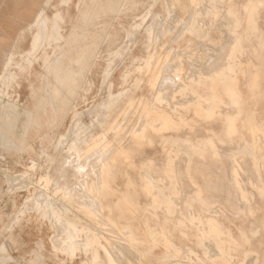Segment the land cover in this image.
Returning <instances> with one entry per match:
<instances>
[{"label": "rangeland", "instance_id": "1", "mask_svg": "<svg viewBox=\"0 0 264 264\" xmlns=\"http://www.w3.org/2000/svg\"><path fill=\"white\" fill-rule=\"evenodd\" d=\"M48 1L37 0V9L39 10V8L45 6L50 17L57 10H60L65 19L62 22L64 34H68L71 24L78 21L81 13L80 7H91V12L96 17L93 21L94 27L91 28V36L87 37V40L89 44H93L96 48L95 56L92 60V66L84 71L81 78L82 83L75 97L76 108L80 111L81 116L73 118V111L70 110L64 115H57L53 122L52 116L47 114L43 118L45 123L43 127L36 128L31 126L25 131L26 115L24 112H28L30 115L34 113L36 110L34 108L36 99L41 96L38 91L44 88L43 86L47 79V70L43 66L42 60L45 49H39L32 59L30 68L22 72L18 64L21 63L25 67H29V63L24 61V58L32 49L37 28L27 30L26 27L29 22L19 18L21 14L24 15L23 12L14 10L0 11V125L2 124L0 129L4 127L2 118L4 107H8L10 103L17 104L18 110L22 113L15 123L14 133H12L17 139L16 137L14 139L11 136L12 134L7 136L4 131L0 130L3 133H0V136L2 134L0 139V264H82L80 254L76 257H71L57 249L60 246H56V244H60L65 239L62 238L63 235L66 237L63 221L69 217L72 221L78 222L79 225L84 224L96 227L101 234V239L103 238L102 240L107 242L108 248L114 249L111 250L112 253L118 247V252L114 253L119 254L113 253L116 259L119 257L116 260L117 264H225L227 261L226 264H247L249 260L250 263L248 264H254L255 262L263 264L264 55L261 54H264V0L259 5L256 3L259 0H253L255 6L249 0H213L214 2L212 0H200L197 2L198 4L192 2L195 0H89L88 5L83 1L80 2V0H69L68 2L51 0L49 5L47 4ZM204 1H207L209 7L206 6L207 3L205 4ZM2 2L3 0H1L0 8L13 7L12 5L4 4V2L2 4ZM231 5H234V11L230 13L235 12L245 18L241 27L243 35H251L246 37L251 38L250 42H245L244 44L248 50L244 48L242 54H239L241 57L238 56L236 59L238 61L240 59L239 63L241 65L237 76L240 81L239 88L242 91L243 103L240 105V109L232 103L226 106L224 104L218 108L222 112L221 116L207 117L204 107L210 105L208 99H200L201 105H199V100L198 104L191 103L185 106L179 104L190 101L189 98L191 97H187V95L198 96L206 94V96H209L211 80L207 81L205 86H200L199 88L196 86L197 83L187 89L184 87L176 89V86H168L174 83L173 81L178 77V73H182V76H180L183 80L188 82L193 79L194 81L196 78L193 72L195 69L194 65L199 64L196 59H199V61L207 59L206 62L210 59L211 61L208 62V65L211 63L210 66H212L215 58L219 57L220 53L222 54L220 58H225L224 56L228 53L223 51L224 53L219 52L218 54L217 50L221 49L222 46L229 48L232 43L233 34L228 27L227 23L229 22L226 20L229 16L227 12H229ZM247 5L249 10L246 9L245 11ZM202 8H207L205 9L207 13ZM199 11L201 12L199 13ZM241 11L243 12L242 14ZM251 11L254 12V15L249 19L248 13ZM189 13H194L197 18H200L197 20V24L201 25L203 34L202 32L200 33L201 35L190 33L189 25L191 21ZM172 16L177 18H172ZM174 19L175 21H173ZM225 20L227 23H225ZM157 21L159 24H157ZM42 22L46 23L44 20ZM212 22L216 25L213 26V31L210 32L213 25ZM254 22L257 26L256 32L253 31ZM152 24H156V31H158L157 27L160 25H165V29L160 27L162 28L160 30L158 27L159 32H156ZM186 24H188L186 28L183 27ZM224 24L226 25L225 31L222 30V28L224 29ZM169 25H171V28ZM21 31L24 32L21 33ZM160 31L163 32L160 33ZM177 32L179 36H175ZM208 32L211 34L209 35ZM224 32L228 33H225V37ZM254 33L256 34L254 35ZM161 34L164 35L160 36ZM207 34L213 43L204 38ZM154 36L155 39L153 38ZM174 36L177 38L175 39ZM215 42L217 43L215 45L217 49L215 47L212 48ZM198 44L199 47L201 46L200 48ZM194 47H197L198 50ZM50 50V47L47 48V51ZM189 50L192 52L190 53ZM10 51H18L15 54V62L7 70L8 73L17 74V79L3 82L1 76L7 75L5 74L4 65ZM211 51L213 52L211 53ZM175 54L178 56H175L177 60H174ZM185 57L189 59L186 60ZM160 62L162 63L161 65ZM172 66L174 67L172 68ZM169 68L173 69V71ZM180 69L182 70L179 71ZM174 70L177 71L174 72ZM171 71L172 73L169 74L170 79L168 73ZM189 73L191 74L190 76ZM166 79L169 83L163 86L162 80ZM175 89L176 91H173ZM215 89L225 101L231 102L232 97L226 91L223 83L215 85ZM166 90H168L169 95ZM110 94H113L111 106L105 109L100 108L99 105L109 100ZM157 95L166 96L163 104L157 105L155 103ZM170 96L172 99H168ZM168 100H171L170 103L177 102L181 109V112L172 114L175 120L174 124L164 127L160 120L153 121L155 125L147 123L150 122L147 118L149 117L148 111L151 106L156 107L157 105L156 108L160 110H162L161 106H163L169 110ZM47 110L50 111L49 106ZM90 110L92 113L89 114ZM238 111H240V114L234 122L238 130L228 135L229 122L226 119V114L235 115ZM138 114L139 116L141 115V119ZM76 119H80V122L85 125L80 124L75 127L78 122ZM153 126H156L155 129ZM89 128L92 132H90ZM255 130H258L257 132L263 135L260 141L261 145L250 149L249 146L253 145L251 137L254 136ZM77 134L80 140L88 136V142L97 141L96 146L98 144L99 151L105 145L106 140L113 141L115 144L116 141L114 139L117 136L124 138L121 149L124 152H118L120 149L117 148L121 147L115 148L112 145L108 154L110 157L106 158V162L109 161V166H106L108 168L106 177L104 176L106 179L104 183L106 181V184L101 190V206L104 212L98 213L100 217L97 214H91L92 212L89 211V207L86 205L80 204L83 201L81 200L83 197L81 192L80 195L78 194L79 196H75V194L79 193L75 191L78 180L75 181L72 173H75L76 170L75 158L78 161L81 156H78L80 155L79 152L68 147L77 137ZM3 135L6 137H3ZM60 135H64V139L61 142L64 141L65 145L60 142L61 145H58V148L56 142L58 144ZM22 136L24 140L21 142L19 138H22ZM103 136L107 138L102 140V142L104 141L102 144L96 138ZM7 137H9V140L5 142ZM10 138L12 139L10 140ZM9 141L14 142L10 143ZM88 144H81V151L83 149V151H91L95 148L93 146L89 147ZM98 150L95 149L96 153L95 151L93 152L94 154L91 153L94 158L90 153L84 154L85 156L90 154L92 157L88 159L90 164L87 162L86 167H88V164L90 167H88L89 169L86 168V171H90L96 165L99 167L96 162L101 151L99 152ZM69 153L70 155H67ZM65 160H70L72 165L67 162L68 165L65 166ZM80 162L84 163V161ZM94 162L96 165H94ZM50 175L51 177H56L53 179ZM73 181H75V184ZM63 182L65 183L63 184ZM65 184H71L72 187L68 185V188ZM230 191L231 193H229ZM71 192L74 197H71ZM36 194L41 195H37V197ZM43 196L45 199L38 201L41 197L44 198ZM69 197L71 200H68ZM85 200V203L90 206L91 203L89 201L91 199ZM43 204L48 205L46 207ZM190 208L198 211L204 217H206V213L209 214L206 209L215 210L213 212L214 215H217L216 218L226 230L223 237L227 239L229 234L234 237V241L230 243L228 250L226 248L225 256L221 257L213 244L209 247L210 251L208 253H206L204 246L199 245V230L197 226H194L192 222L188 221V218H185L188 217ZM59 217L62 219L64 217V219L60 221ZM182 217L187 219V226L183 231L180 229L181 226L178 220ZM99 219L102 221L97 224L96 222ZM56 224L59 228H57ZM56 229H59V232ZM61 230H63L62 233ZM125 230L134 232L139 239L137 245L123 244L126 242L123 240L129 237L124 234ZM102 231L111 233V235ZM116 231L119 232L117 233ZM151 231L155 233L152 235L150 234ZM59 233H61V236ZM117 234L121 236L122 240ZM114 240L120 241L122 245H119ZM168 240L173 241L177 245H182L183 249L180 252L169 249L166 242ZM125 246L130 247L125 250ZM128 249L133 252H129ZM123 251L128 258L133 253L132 255L136 257L138 255V259L134 258V256H132V259L131 257L129 259L126 257L125 259ZM103 253L104 251L101 249V254ZM136 253L138 254L136 255ZM167 253L171 255L166 258ZM210 254L214 255L210 256ZM119 255L124 258L122 257L121 259ZM252 257L253 260L250 259ZM102 264L108 263L102 261Z\"/></svg>", "mask_w": 264, "mask_h": 264}, {"label": "bare ground", "instance_id": "2", "mask_svg": "<svg viewBox=\"0 0 264 264\" xmlns=\"http://www.w3.org/2000/svg\"><path fill=\"white\" fill-rule=\"evenodd\" d=\"M65 2H68L69 0H64ZM84 2L85 4L88 5L89 3V0H80V2ZM200 0L198 1H192V2H199ZM213 1V0H212ZM217 1V0H215ZM229 1V0H228ZM227 1V2H228ZM189 2V1H188ZM205 2V1H204ZM214 2V1H213ZM249 2H251V4H253V0H249ZM262 0H259L257 1L256 3L259 5V3H261ZM51 3V0L48 1V5ZM207 3V1L205 2V4ZM190 4V3H189ZM198 4V3H197ZM195 4V5H197ZM204 4V3H202ZM204 4V5H205ZM209 4H211L209 2ZM232 4V3H231ZM199 5L201 6V4L199 3ZM203 5V6H204ZM255 6V4H253ZM47 6V5H46ZM77 6V5H76ZM81 6V5H80ZM190 6V5H189ZM208 3H207V5ZM204 6V7H206ZM211 6V5H210ZM213 6V4H212ZM220 6V5H218ZM222 6V5H221ZM238 6V5H237ZM191 7V6H190ZM194 7V6H193ZM197 6H195L196 8ZM202 7V6H201ZM240 7V5H239ZM247 7H249L248 5L245 7V11L247 9ZM91 7L89 6H85V7H80V16L78 18V21L74 22L73 24H71V28L69 29V32L68 34H64L63 32V26H62V22L65 20L64 19V16L62 15L61 11L60 10H57L55 12V14L50 17L48 14H47V9L46 7H41L39 8L38 12L36 13L35 17L32 19V21H29L28 25H27V30H30V29H33V28H37V31L35 33V37H34V40H33V46H32V49L30 52L27 53V55L25 56L24 58V61L28 62L29 63V67H25L24 65H22L21 63L18 64L20 67H21V70L22 72H25L27 70V68L29 69L31 64H32V59L35 57L36 53L39 51V49L41 48H44V55L42 56V60H43V66L46 68L47 72H46V83L45 85L43 86L44 88L43 89H39V93L41 94V96L36 99L37 101L35 102L34 104V108H36V110L34 111L33 114H29L28 112H24V114L26 115V121H25V125H24V130L26 131V129L28 130L31 126H35L36 128H41L44 126V122H43V118L45 117V115H50L52 116L53 118V122H54V119L57 118V115L59 114H66L68 111H73V118H76L77 116L80 115V111H78V109L76 108L77 107V104H76V101H75V97L77 96L78 94V89L80 87V84L82 83V76L84 74V71L86 69H88V67H91L92 64H93V58L95 56V50L96 48L94 47L93 44H89L88 43V38L89 36H91V28L94 27V15L93 13L91 12ZM225 8V7H224ZM253 8V7H252ZM262 8V7H261ZM175 9V8H174ZM198 9V8H196ZM204 9V8H202ZM207 9V8H205ZM204 9V10H205ZM209 9V8H208ZM222 9V7H221ZM168 10V8H167ZM172 10V9H171ZM191 10V9H190ZM203 10V11H204ZM238 10V9H237ZM249 10V9H247ZM194 11V10H193ZM202 11V12H203ZM214 11V10H212ZM234 11V5H231V7L229 8V12H227V15H231V17H227V23L226 20H225V23L228 24V27L230 28V31L232 32L233 34V38H232V43L229 45V48L225 47V46H222L221 49L217 50L218 51V54L219 52H227L228 54L226 56H224L225 58H220L222 56V54L220 53L219 54V57L215 58V61L213 62L212 66H210V64L208 65V62L211 61L210 59L206 62V60L204 61H199V59H196L198 60L199 64L197 61H195L196 64L198 65H194L195 66V69H194V75H195V80L193 81V79H190L188 82L186 80H183L181 78V74L178 73L177 74V78L176 80L174 78V83L171 84V86H168V87H177L176 89L179 88H182L184 87L185 89L189 88L191 85L194 86L195 83H197L196 86H198V88L200 86H205L207 81L211 80V87H210V94L209 96H206V94H202V95H193V96H189L187 95V97H191L189 98L190 101H187L186 103H180L179 105H190L191 103L193 104H196L199 100V105L200 104V99L202 98H205V99H208L209 102H210V105H208L207 107H204V110L206 111V115L207 117H212V116H221L222 115V112L221 110H219L218 108L223 106L225 104V106L227 104H234V106L236 105L239 109H240V105L243 103V98H242V91L241 89L239 88V79H238V76H237V73L238 71L240 70V59L239 61L236 60L237 57L239 56V54H242V52L244 51V44L245 42H250L251 38H246V37H250L249 35H243V31H241V27H242V24H243V20H245L244 17L242 16H239L238 14H236L235 12L233 13H230ZM170 12V11H168ZM198 12V11H197ZM201 11H199L200 13ZM206 12V10H205ZM217 12V11H216ZM240 12V11H239ZM260 12V11H259ZM165 13V12H164ZM207 13V12H206ZM205 13V14H206ZM243 12L241 11V14ZM158 14V13H157ZM190 14V16H189ZM188 16L190 17V25H189V29L190 30V33L192 34L193 33H196V34H200L203 30L201 29V25L199 26L197 24V20H199L200 18H197V16L194 15V13H189ZM196 14V13H195ZM221 14V13H220ZM249 14V19L253 17L254 15V12H250L248 13ZM261 14V13H260ZM223 15V14H222ZM226 15V14H225ZM244 15V14H243ZM220 16V15H219ZM166 17V16H165ZM171 17V16H170ZM259 17V16H258ZM163 18H164V15H163ZM172 18H177V17H173ZM179 18V17H178ZM81 19V20H80ZM157 19V18H156ZM159 19V18H158ZM189 19V18H188ZM186 19V20H188ZM221 19V18H219ZM225 19V18H224ZM42 20L46 21V23L42 22ZM155 20V18H154ZM163 20V19H162ZM161 20V21H162ZM177 20V19H176ZM182 20V19H181ZM247 20V19H246ZM160 21V20H158ZM157 21V22H158ZM164 21V20H163ZM172 21V20H171ZM175 21V19L173 20ZM179 21V20H177ZM221 21V20H220ZM223 21V20H222ZM155 22V23H157ZM189 22V20H188ZM200 23V21H198ZM210 22V21H209ZM224 22V21H223ZM222 22V23H223ZM153 23V22H152ZM167 23V22H166ZM181 23V22H180ZM183 23V22H182ZM213 23V22H212ZM211 23V24H212ZM150 24V23H149ZM159 24V22L157 23ZM161 24V22H160ZM163 24H165L163 22ZM185 24V22H184ZM189 24V23H188ZM186 24L185 27L188 25ZM220 24V23H218ZM247 24V23H246ZM253 24V23H252ZM250 24V25H252ZM154 25V28H155V25L156 24H152ZM183 25V24H181ZM216 25L213 23V25L211 26V31H213V26ZM223 25V24H222ZM165 26V25H164ZM164 26H158L159 28L160 27H163L165 29ZM170 28H171V25H169ZM173 26H174V23H173ZM203 26V25H202ZM220 26V25H219ZM225 24H224V29L222 28V30L225 31ZM157 27V26H156ZM157 27V30L156 31V28H155V31L156 32H159V28ZM167 27V25H166ZM249 27V26H248ZM173 28V27H172ZM251 28V27H250ZM145 29V28H144ZM162 28H160L161 30ZM175 29H177L175 27ZM180 29V27H179ZM210 29V28H209ZM221 29V28H219ZM228 29V28H227ZM253 31L256 32L257 31V26H256V23L254 22V25H253ZM24 30V29H22ZM154 30V29H153ZM187 30V29H186ZM246 30V28H245ZM25 31V30H24ZM24 31H21V33H23ZM178 31V30H177ZM163 32V31H160V33ZM165 32V30H164ZM181 32V31H179ZM210 32L209 35L211 34ZM246 32V31H245ZM155 33V32H154ZM225 33L227 32H224V37H225ZM249 33V32H247ZM251 33V32H250ZM157 34V33H156ZM178 34V32H177ZM175 34V36H179V34L177 35ZM185 34V33H184ZM203 34V32H202ZM220 34V32H219ZM222 34V33H221ZM228 34V33H227ZM230 34V32H229ZM256 33H254L255 35ZM164 34H161L160 36H162ZM195 35V34H193ZM201 35V34H200ZM208 34L204 37L206 38L207 40H210L211 38H209ZM174 36V37H175ZM227 36V35H226ZM231 36V34H230ZM260 36V35H259ZM198 37V36H197ZM155 39V36L153 37ZM177 37H175L176 39ZM196 38V37H194ZM199 38V37H198ZM203 38V37H202ZM257 38V37H256ZM263 38V36H262ZM205 39V40H206ZM219 39V38H218ZM217 39V40H218ZM223 39V38H221ZM258 39V38H257ZM160 40V39H159ZM174 40V39H173ZM199 41V39H197ZM213 40V39H212ZM216 40V42H218ZM225 40V39H224ZM227 40V38H226ZM230 40V39H228ZM201 41V40H200ZM211 41V40H210ZM222 41V40H221ZM174 42V41H173ZM172 42V43H173ZM213 43V41H211ZM214 44V46L212 48H216V43ZM227 42V41H226ZM264 42V41H263ZM159 43V42H158ZM157 43V44H158ZM199 43V42H198ZM201 43V42H200ZM210 43V42H209ZM221 43V42H219ZM197 44V43H196ZM195 44V46H196ZM204 44V43H203ZM208 44V43H207ZM223 44H224V41H223ZM228 44V43H227ZM162 45V44H161ZM206 45V43H205ZM204 45V46H205ZM211 45V44H210ZM247 45V44H246ZM255 45V44H254ZM203 46V45H202ZM219 46V45H218ZM217 46V47H218ZM221 46V45H220ZM249 46V45H248ZM51 48L50 51H47V48ZM198 47H199V44H198ZM201 47V46H200ZM199 47V48H200ZM210 47V46H209ZM247 47V46H246ZM251 47V46H249ZM264 47V46H263ZM158 48V47H157ZM169 48V47H168ZM195 48V47H194ZM220 48V47H219ZM196 50L197 47L195 48ZM217 49V48H216ZM248 50V48H245ZM192 50V49H191ZM200 50V49H199ZM209 50V49H208ZM170 51V50H169ZM172 51V50H171ZM190 51V50H189ZM203 51H204V48H203ZM250 51V50H249ZM257 51V50H256ZM152 52V51H151ZM192 51H190L191 53ZM208 52V51H207ZM213 51H211L212 53ZM223 52V53H224ZM18 53V51H10L8 56H7V60H6V63L4 65V70H8L10 65L13 64L15 62V54ZM181 53V52H180ZM187 53V52H186ZM194 53V51H193ZM197 53V52H196ZM204 53V52H203ZM250 53V52H249ZM54 54V55H53ZM182 54V53H181ZM179 54V55H181ZM207 54V53H206ZM205 54V55H206ZM210 54V53H209ZM253 54V53H252ZM257 54V53H256ZM171 55H173L171 53ZM184 55V54H183ZM208 55V54H207ZM221 55V56H220ZM224 55V54H223ZM261 55H264V54H261ZM175 56H177V54L174 55V58ZM188 56V55H187ZM210 56H212L210 54ZM209 56V57H210ZM217 56V55H216ZM172 57V56H171ZM178 57V56H177ZM183 57V56H182ZM207 57V56H206ZM241 57V56H239ZM247 57V56H246ZM262 57V56H261ZM21 58V57H20ZM173 58V57H172ZM170 58V59H172ZM184 58V57H183ZM186 58V57H185ZM192 58V57H191ZM190 58V59H191ZM200 58V57H199ZM202 58V57H201ZM204 58V57H203ZM208 58V57H207ZM248 58V57H247ZM252 58V57H251ZM258 58V57H257ZM169 59V60H170ZM189 59V58H186V60ZM37 60V58H36ZM162 60V59H161ZM174 60H177L176 58ZM185 60V61H186ZM193 60V59H192ZM258 60V59H257ZM262 61V60H261ZM171 62V61H170ZM172 62H174L172 60ZM179 63V61H178ZM189 63V62H188ZM256 63V62H255ZM162 63L160 62V65ZM175 64V63H174ZM173 64V65H174ZM181 64V63H180ZM191 64V63H190ZM159 65V66H160ZM166 65V64H165ZM172 65V63H171ZM247 65V64H246ZM261 65V64H260ZM259 65V67H260ZM177 63H176V67H177ZM252 66V64H251ZM164 67V66H163ZM174 66H172L173 68ZM175 67V68H176ZM253 67V66H252ZM165 68V67H164ZM163 68V69H164ZM186 68V67H185ZM190 68V67H189ZM160 69V68H159ZM170 69V68H169ZM178 69V68H177ZM31 70V69H30ZM173 71V69H170ZM182 69H180L179 71H181ZM190 70V69H189ZM251 70V69H250ZM5 71V74L7 75H3L1 76V79L3 80V82H6V80H16L17 79V74L15 73H11L7 71L6 73ZM164 71V70H162ZM169 72L168 75L170 73ZM177 71V70H176ZM174 70V72H176ZM191 71V70H190ZM189 71V72H190ZM18 72V71H17ZM192 72V73H193ZM158 73V72H157ZM163 73V72H162ZM253 73V71H252ZM160 74V73H159ZM167 74V73H166ZM165 74V75H166ZM176 74V73H175ZM174 74V75H175ZM198 74V75H196ZM181 75V76H180ZM188 75V74H187ZM191 74L189 73V76ZM242 75V73H241ZM158 76V75H157ZM156 77V75H155ZM164 77V76H163ZM162 77V78H163ZM168 77V76H167ZM170 77V75H169ZM158 78V77H157ZM191 78V77H190ZM171 79V77H170ZM154 81L156 82V80L154 79ZM160 82H161V79H160ZM164 82V83H163ZM172 82V81H171ZM253 82V81H252ZM159 83V82H158ZM166 83H169V81L166 79V80H162V85L164 86L167 85ZM220 83H223L225 85V89L226 91L229 92V94L231 95L232 99H231V102H228V101H225L223 99V97L219 94V92L215 89V85L217 84H220ZM2 84V83H1ZM8 84V83H7ZM147 84V83H146ZM161 84V83H159ZM214 85V86H213ZM1 86V85H0ZM159 86V85H157ZM223 86V85H222ZM221 86V87H222ZM160 87V86H159ZM158 87V88H159ZM166 87V86H165ZM163 87V88H165ZM167 88V87H166ZM168 89V88H167ZM173 90V91H176ZM257 89V88H256ZM47 90V91H46ZM159 90V89H158ZM165 90V89H164ZM169 90V89H168ZM168 90H166L168 92ZM191 90V89H190ZM223 90V89H222ZM117 91V90H116ZM115 91V92H116ZM186 91V90H185ZM118 92V91H117ZM158 92V91H157ZM164 92V91H162ZM171 92V91H170ZM224 92V91H223ZM222 92V93H223ZM114 93V92H113ZM174 93V92H173ZM115 94V93H114ZM120 94V93H119ZM156 94V93H155ZM166 94V93H164ZM191 94V93H189ZM195 94V93H194ZM226 94V93H224ZM163 95V94H162ZM162 95H157L156 97V104L159 105V104H163V100L166 96H162ZM168 95H169V92H168ZM171 95V94H170ZM256 95V94H255ZM173 96V95H171ZM170 96V98L168 99H172ZM140 97V96H139ZM154 97V96H153ZM185 97V96H184ZM115 98V97H114ZM183 98V97H182ZM187 99V100H189ZM184 100H186L184 98ZM105 101V100H104ZM180 101V100H179ZM113 102V94H110L109 95V100L108 101H105L103 104L99 105L100 108H109L111 106V103ZM171 100H168L167 101V105L170 107L169 110H167L166 108H164L163 106L162 107V110H160L159 108H156V107H152L149 109L148 113H149V117L147 118L148 121L150 122H147V123H150V124H153V121L155 120H160V123L166 127V126H169V124H174L175 120L173 118V115L172 114H175V113H179L181 112V109L179 108L178 106V103L174 102V103H170ZM185 102V101H184ZM100 103V102H99ZM207 103V102H206ZM198 104V103H197ZM154 105V106H155ZM166 105V106H167ZM50 107V111L47 110V107ZM205 106V105H204ZM194 109V108H193ZM101 110V109H99ZM238 110V109H237ZM2 111V110H1ZM91 111V110H90ZM102 111V110H101ZM194 111V110H193ZM95 112V111H93ZM92 113L89 112V114ZM196 113V111H195ZM225 113V112H224ZM22 113L18 110V105L17 104H13V103H10L8 105V107H4V111L2 112V118L4 120V127L3 129H0L2 131H4V134H6L7 136H9L10 134L14 133V129H15V123L17 121V119L20 117ZM94 114V113H93ZM131 114V113H130ZM144 114V113H143ZM146 114V112H145ZM240 114V111H238L235 115H230V114H226V119L228 120L229 124H228V128H227V133L228 135H231L232 133H235L237 132V128L235 127V120L236 118L238 117V115ZM83 115V113H82ZM142 115V113H141ZM140 115V116H141ZM81 116V115H80ZM90 116V115H89ZM99 116V115H98ZM139 116V114H138ZM139 116V117H140ZM148 116V114H147ZM102 117V116H101ZM144 117V116H143ZM249 117V116H248ZM91 118V117H90ZM126 118V117H125ZM179 118V117H178ZM246 118V117H245ZM102 119V118H101ZM100 119V120H101ZM136 119V118H135ZM141 119V117H140ZM180 119V118H179ZM77 123L75 125L78 126L80 124H83L85 125L83 122H80V119H76ZM125 120V119H124ZM143 120V119H142ZM206 120V119H205ZM140 121V120H139ZM138 121V122H139ZM180 121V120H179ZM96 122V121H95ZM99 122V121H98ZM137 122V121H135ZM146 122V121H145ZM144 122V123H145ZM156 122V121H155ZM124 123V122H123ZM133 123V122H132ZM141 123V122H140ZM74 124V123H73ZM96 124V123H95ZM135 124V123H133ZM143 124V123H142ZM99 125V123H98ZM145 125V124H144ZM2 126V124L0 125ZM123 126V125H121ZM142 126V125H141ZM148 126V125H147ZM248 126V124H247ZM156 126H153V128L155 129ZM158 127V126H157ZM249 127V126H248ZM2 128V127H1ZM137 128V127H136ZM139 128V126H138ZM177 128V127H176ZM190 128V127H189ZM255 128V127H254ZM93 129V128H92ZM141 129V128H140ZM71 130V129H69ZM90 130V128H89ZM259 130V129H258ZM258 130H255V132L253 133L254 136L251 137L253 139V145H250L249 148L250 149H254L256 147H258L259 145H261V138L263 137V135L259 132H257ZM73 132V131H72ZM89 132V131H88ZM90 132H92L90 130ZM114 132V131H113ZM207 132V131H206ZM2 133V132H0ZM70 133V131H69ZM77 133V132H75ZM3 134V133H2ZM1 134V136H2ZM58 134V133H57ZM74 134V133H73ZM214 134V133H213ZM88 135V134H87ZM105 135V134H104ZM1 136H0V139H1ZM12 137H14V135L12 134L11 135ZM24 136V135H23ZM19 138V140H24V138ZM76 136V135H75ZM81 136V135H80ZM90 136V135H89ZM215 136V135H214ZM252 136V134H251ZM3 137H6L3 135ZM16 137V136H15ZM14 137V139H15ZM88 137V136H87ZM87 137H84V139H79V136L77 134V137L73 140V142L70 144V146L68 148H70L71 150H75L77 152L80 153V155L78 156H81V158L79 157V160L77 161V159L75 158V173H72V175H74V179L75 181H77V186L75 187V191L77 194H75V196H79L80 195V192L81 194L83 195L82 199L83 201H81L82 203L80 204H83V205H86L87 207H89V211H91L92 213L91 214H97L99 212H104L103 211V208L101 206V190H102V187H104V185L106 184V181L104 183V180H106L104 178V176L106 177V172L108 171V168H106V166H109V161L106 162V158L109 156V151H110V147L113 145V147L115 146L116 147H121V148H117V149H120V151L118 152H124V150H121L122 149V146H123V141H124V138L122 137H116L114 140L116 141V143L114 144L113 141H110V140H106L105 142V145H103L101 147V152L98 150L99 147H98V144L96 146V142L97 141H91V142H88V138ZM95 137V136H93ZM92 137V138H93ZM104 138H107V137H98L96 138L99 139V141H101V143L103 144L104 141L102 142V140ZM231 139H233L232 136H230ZM12 138H10L11 140ZM17 139V137H16ZM64 139V135H60L59 136V142L57 144L56 142V146L58 147V145H61L60 142ZM251 139V140H252ZM5 142H7V140H9V137H7V139L5 138ZM68 140V139H67ZM17 141V140H16ZM10 143L14 142V141H9ZM264 142V141H263ZM19 143V142H18ZM65 145L64 141L61 142ZM70 143V141H69ZM84 143H89V147L93 146L95 148H91L92 150L90 151H81V144H84ZM53 144V143H52ZM199 144V143H198ZM52 147V146H51ZM88 147V148H89ZM177 147V146H176ZM59 148V147H58ZM95 149H97L100 153V156L98 155V161L96 163H98L99 167L95 164L94 162V165H96V167L90 169V171H86L88 167H90V162H88V159H90L91 155L92 157L94 158L93 156V152L95 151ZM114 149V148H113ZM112 149V150H113ZM258 149V148H257ZM65 150V149H64ZM46 151V150H45ZM67 151V150H66ZM74 151V152H75ZM117 152V153H118ZM255 152V151H254ZM71 153V152H70ZM67 154V155H70ZM76 153V152H75ZM87 153H93V154H88L87 156H85L84 154H87ZM96 153V151H95ZM111 153V152H110ZM249 153V152H248ZM72 154V153H71ZM261 154V153H260ZM40 155V154H39ZM90 155V156H89ZM96 155V154H95ZM83 156V157H82ZM89 156V157H88ZM112 156V155H111ZM72 157V156H71ZM74 157V156H73ZM77 157V156H76ZM91 157V158H92ZM110 157V156H109ZM69 159V158H68ZM72 159V158H71ZM84 159V160H83ZM87 159V160H86ZM95 159L97 160L96 156H95ZM263 159V158H262ZM30 160V159H29ZM95 160V161H96ZM110 160V159H109ZM125 160V159H124ZM80 161H84V163L82 164ZM67 162H70L71 165H72V162L69 160H65L64 163H66L65 166H67ZM87 162L89 163L88 164V167H86L87 165ZM69 163V165H70ZM184 163V162H183ZM262 163V162H261ZM36 164V163H35ZM93 164V163H92ZM262 165V164H261ZM35 166V165H34ZM59 167V166H58ZM177 168V167H176ZM65 169V168H64ZM73 169V168H71ZM89 169V168H88ZM68 170V169H67ZM74 170V169H73ZM60 172H63V171H60ZM68 172V171H67ZM163 172V170H162ZM257 172V171H256ZM65 173V172H64ZM77 173V175H76ZM32 175V174H31ZM39 175V174H38ZM59 175V174H58ZM62 175V174H61ZM71 176V174H69ZM188 175V174H187ZM27 176V175H26ZM29 176V175H28ZM34 176V174H33ZM33 176H31L33 178ZM43 177V176H42ZM51 177V175H50ZM56 177V176H54ZM54 177L52 176L51 178L54 179ZM61 177V176H60ZM63 177V176H62ZM232 177V176H231ZM111 178V177H110ZM31 179V178H30ZM41 179V178H40ZM39 179V180H40ZM56 179V178H55ZM189 179V178H188ZM190 180V179H189ZM34 181V179H33ZM45 181V180H44ZM61 181V180H60ZM59 181V182H60ZM66 181V179H65ZM71 181V180H70ZM73 181V183L75 182ZM171 181V180H170ZM42 182V181H41ZM46 182V181H45ZM68 182V181H67ZM66 182V183H67ZM72 182V181H71ZM140 182V181H139ZM250 182V181H249ZM53 183V182H52ZM65 182H63L64 184ZM28 184V183H27ZM30 184V183H29ZM36 184V183H35ZM46 184V183H45ZM72 184V183H71ZM70 184V185H71ZM75 184V183H74ZM170 184V183H169ZM57 185V184H55ZM60 185V184H59ZM67 185V184H65ZM69 185V184H68ZM67 185V186H68ZM69 185V186H70ZM193 185V184H192ZM68 186V188H69ZM140 186V185H139ZM57 187V186H56ZM72 187V185H71ZM70 187V188H71ZM74 187V186H73ZM61 188V186H60ZM56 189V188H55ZM74 189V188H73ZM240 189V188H239ZM72 190V189H70ZM33 191V190H32ZM45 191V190H44ZM59 191V190H58ZM73 192V191H72ZM72 192H71V197H74L72 195ZM126 192V191H125ZM33 193V192H32ZM38 193V192H37ZM56 193V192H55ZM103 193V192H102ZM231 193V191L229 192ZM241 193V192H240ZM6 194V193H5ZM68 194V193H67ZM79 194V195H78ZM109 194V193H108ZM127 194V193H126ZM236 194V192H235ZM38 194H36L37 196ZM41 195V194H39ZM38 195V196H39ZM44 195V194H43ZM46 195V194H45ZM48 195V194H47ZM35 196V197H36ZM37 196V197H38ZM69 196V195H68ZM44 197V196H43ZM51 198V197H50ZM78 198V197H77ZM81 198V197H80ZM42 199H45L41 197V199H38L39 200H42ZM85 199H91V201H89L91 203V205L89 206L88 203H85ZM241 199V198H240ZM52 200V199H51ZM68 200H71V198L69 197ZM73 200V198H72ZM77 200V199H76ZM85 200V201H84ZM169 200V199H168ZM46 201V200H45ZM44 201V202H45ZM50 201V200H49ZM33 202V201H32ZM36 202V201H35ZM63 202V201H62ZM74 202V201H73ZM78 202V201H77ZM87 202V201H86ZM117 202V200H116ZM115 202V203H116ZM153 202V201H152ZM172 202V201H171ZM239 202V201H238ZM247 202V201H246ZM51 203V202H49ZM122 203V202H121ZM149 203V202H148ZM39 204V203H38ZM64 204V203H63ZM70 204V203H69ZM32 205V204H31ZM44 205V204H43ZM46 205V204H45ZM44 205V206H45ZM48 205V204H47ZM46 205V207H47ZM52 205V204H51ZM62 205V204H61ZM93 205V206H92ZM147 205V204H146ZM188 205V203H187ZM33 206V205H32ZM76 206V205H75ZM92 206V207H91ZM50 207V206H49ZM78 207V206H77ZM115 207V206H114ZM31 208V207H30ZM29 208V209H30ZM38 208V206H37ZM153 208V207H152ZM164 208V206H163ZM201 208V207H200ZM51 209V208H49ZM48 209V210H49ZM76 209V208H75ZM81 209V207H80ZM220 209V208H219ZM236 209V208H235ZM38 210V209H37ZM47 210V208H46ZM45 210V211H46ZM60 210V209H58ZM74 210V209H73ZM240 210V209H239ZM51 211V210H50ZM67 211V210H66ZM78 211V210H77ZM181 211V210H179ZM207 212H209V214L206 213V217H204L202 214H200L198 211L196 210H193V208H190L189 211H188V217H185V218H188V221H190V223L192 222V224H194V226H197V229L199 230V239H198V243L200 246H204L205 248V251L206 253H208L210 251V248L211 247V244H213L215 247H216V250L219 251V254L221 255V257L225 256V251L228 250V248L230 247V243H232L234 241V237L229 234V237L227 239L224 238L223 236L224 233H226V230L225 228L222 226L221 222L216 218L217 215H214V211L215 210H211V209H206ZM205 211V212H206ZM242 211V210H241ZM65 212V211H64ZM88 212V211H86ZM60 213V212H59ZM213 213V214H212ZM242 213V212H240ZM249 213V212H248ZM51 214V213H50ZM53 214V213H52ZM63 214V213H61ZM71 214V213H70ZM152 214V213H151ZM155 214V213H154ZM167 214V213H166ZM218 214V213H217ZM60 215V214H59ZM168 215V214H167ZM209 215V216H208ZM52 216V215H50ZM57 216V215H56ZM99 216V215H98ZM170 216V215H169ZM17 217V216H16ZM74 217V216H73ZM100 217V216H99ZM114 217V216H113ZM156 217V216H155ZM50 218V217H49ZM58 218V217H56ZM60 221H62L64 219L59 217ZM70 218V217H69ZM66 219L64 220V224H65V234H66V237H63L62 238H65L62 240V242L59 244H56V246H60L59 250L65 252L66 254L70 255L71 257H76L77 255H81V262L82 264H102V261H106L108 264H117L116 260L119 258L116 259V256H114V252H118V247L116 249V251H113L112 253V249H109L108 248V245H107V242L102 240L101 239V234L99 232V230L96 228V227H92V226H89V225H79L78 222L76 221H72V219ZM103 218V217H102ZM112 218V217H111ZM48 220V219H47ZM56 220V219H55ZM75 220V219H73ZM105 220V219H104ZM179 225L181 226L180 229L181 231L184 230V228L187 226V219H184L183 217L182 218H179ZM54 221V220H53ZM99 221H102L101 219H99L96 223L98 224ZM114 221V220H113ZM57 222V221H56ZM93 222V221H92ZM118 222V221H117ZM49 223V222H48ZM62 223V222H61ZM189 223V222H188ZM81 224V222H80ZM86 224V223H85ZM93 224V223H92ZM103 224V223H102ZM157 224V223H156ZM192 224H190L192 226ZM196 224V225H195ZM57 225V224H56ZM59 225V223H58ZM57 225V226H58ZM91 225V224H90ZM105 225V224H104ZM118 225V223H117ZM251 225V224H250ZM61 227V225H60ZM63 227V226H62ZM115 227V226H114ZM118 227V226H117ZM125 227V226H124ZM59 228V226L57 227ZM108 228V227H107ZM106 228V229H107ZM123 228V227H122ZM121 228V229H122ZM100 229V228H99ZM105 229V230H106ZM110 229V228H108ZM190 229V228H189ZM57 230V229H56ZM59 230V229H58ZM57 230V231H58ZM117 230V229H116ZM119 230V229H118ZM124 230V229H122ZM255 230V229H254ZM63 230H61V233H62ZM109 231V230H107ZM113 231L115 232L114 228H113ZM112 231V233H114ZM172 231V230H171ZM59 232V231H58ZM103 232V231H102ZM101 232V233H102ZM117 233L119 231H116ZM57 233V232H56ZM61 233L60 236H61ZM105 233V232H103ZM155 232L154 231H151L150 234H154ZM181 233V232H180ZM58 234V233H57ZM64 234V233H63ZM105 234H109L111 235V233H105ZM125 235L129 236L127 238H125L123 241H126L125 243L123 244H129V245H137L139 243V239L137 238V236H135L134 232L133 231H126L124 232ZM158 234V233H157ZM116 235V234H114ZM119 235V234H117ZM121 235V233H120ZM119 235V236H120ZM151 235V236H152ZM185 235V234H184ZM245 235V234H244ZM247 235V234H246ZM59 236V237H60ZM56 237V236H55ZM58 237V236H57ZM106 237V236H105ZM114 237V236H112ZM118 237V236H117ZM165 237V236H164ZM169 237V236H168ZM171 237V236H170ZM166 238V237H165ZM54 239V238H53ZM52 239V240H53ZM61 239V238H60ZM60 239H59V242H60ZM108 239V238H107ZM111 239V238H110ZM115 239V238H114ZM120 239H121V236H120ZM246 239V238H245ZM249 239V238H248ZM55 240V239H54ZM122 240V239H121ZM51 241V240H50ZM56 241V240H55ZM115 241V240H114ZM54 242V241H53ZM112 242V241H111ZM116 243H119V245H122L120 244V241H115ZM167 242V246L169 247V249H173L177 252H180L183 247L182 245H177L175 244L173 241H166ZM250 242V241H249ZM37 243V242H36ZM57 243V242H55ZM113 244V243H112ZM111 244V245H112ZM165 244V243H164ZM40 245V243H39ZM115 245V244H114ZM118 245V244H116ZM114 247V246H112ZM130 247V246H129ZM129 247H126L125 246V250ZM132 247V246H131ZM233 247V246H232ZM227 248V250H226ZM101 249L104 251L103 254H101ZM121 249V248H120ZM165 249V248H164ZM40 250V249H39ZM114 250V249H113ZM233 250V249H232ZM129 252H133L132 250L130 251V249H128ZM190 251V250H188ZM213 251V250H211ZM120 252V251H119ZM231 252V250H230ZM251 252V251H250ZM121 253V252H120ZM127 253V252H126ZM166 253V252H165ZM185 253V252H184ZM213 253V252H212ZM119 253H117L116 255H118ZM123 254H124V251H123ZM133 254V253H132ZM131 254V259H132V256H134V258L136 257L135 255H132ZM138 253H136L137 255ZM190 254V253H189ZM193 254V253H192ZM229 254V253H228ZM35 255V254H34ZM128 255V254H127ZM130 255V254H129ZM171 254H168L166 255V258L169 257ZM174 255V254H173ZM172 255V256H173ZM214 255V254H213ZM210 254V256H213ZM231 255V254H230ZM38 256V255H37ZM120 256V255H119ZM125 256V254L123 255ZM122 256V257H123ZM140 256V255H139ZM233 256V255H232ZM122 257L120 256V258L122 259ZM127 256H125V259H126ZM129 257V258H130ZM138 257V255H137ZM136 257V259H138ZM188 257V256H187ZM231 257V256H229ZM124 258V257H123ZM128 258V257H127ZM128 258V259H129ZM201 258V257H200ZM249 258V257H248ZM130 259V260H131ZM171 259V258H170ZM223 259V258H222ZM231 260V258H229ZM233 259V258H232ZM253 260V257L250 258ZM38 260V259H37ZM40 260V258H39ZM120 260V259H119ZM249 260V259H248ZM127 261V260H125ZM133 261V260H131ZM164 261V260H163ZM120 262V261H118ZM134 262V261H133ZM173 262V261H172ZM189 262V261H188ZM228 262V261H227ZM226 262V263H227ZM230 262V261H229ZM196 263V262H195ZM225 263V264H226ZM248 263H250V260L248 261ZM247 263V264H248ZM122 264V263H121ZM129 264V263H128ZM219 264V263H218ZM223 264V263H222ZM233 264V263H232ZM254 264H261L259 262H255ZM264 264V263H263Z\"/></svg>", "mask_w": 264, "mask_h": 264}, {"label": "crops", "instance_id": "3", "mask_svg": "<svg viewBox=\"0 0 264 264\" xmlns=\"http://www.w3.org/2000/svg\"><path fill=\"white\" fill-rule=\"evenodd\" d=\"M4 4L6 5H12L13 7H4L0 8V11H9L14 10L18 12H23L24 15H20V19L27 20L28 22L31 21L35 17V13L38 10L37 9V0H3ZM2 2V4H3ZM1 4V0H0ZM34 13V14H32ZM33 16H32V15Z\"/></svg>", "mask_w": 264, "mask_h": 264}]
</instances>
